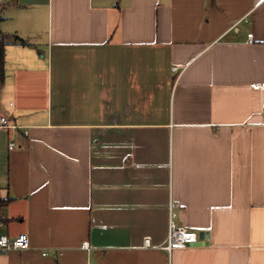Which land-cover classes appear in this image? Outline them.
<instances>
[{
	"label": "crops",
	"instance_id": "1",
	"mask_svg": "<svg viewBox=\"0 0 264 264\" xmlns=\"http://www.w3.org/2000/svg\"><path fill=\"white\" fill-rule=\"evenodd\" d=\"M0 16L27 43L4 50L0 235L30 241L0 264H264V0H2ZM171 203L204 240L168 254Z\"/></svg>",
	"mask_w": 264,
	"mask_h": 264
},
{
	"label": "built area",
	"instance_id": "2",
	"mask_svg": "<svg viewBox=\"0 0 264 264\" xmlns=\"http://www.w3.org/2000/svg\"><path fill=\"white\" fill-rule=\"evenodd\" d=\"M2 1V0H0ZM248 38L252 39V34L248 35ZM255 89H264V85H255ZM0 128H5L9 130H14L15 126L9 124L8 120L4 116H0ZM17 144L10 140L8 142V149H15ZM177 208V204L171 203L168 212V230L166 243L160 247L159 250L165 251L170 254L174 250L186 249L190 246L197 245L199 243L197 234L195 232L189 231L175 222L174 210ZM2 225V220L0 218V226ZM150 240L144 241V247H150ZM30 248V241L26 234H20L14 238H9L7 236L0 235V255H6L13 251H23ZM83 249H88V243L82 244ZM46 253H42V256H46Z\"/></svg>",
	"mask_w": 264,
	"mask_h": 264
},
{
	"label": "trees",
	"instance_id": "3",
	"mask_svg": "<svg viewBox=\"0 0 264 264\" xmlns=\"http://www.w3.org/2000/svg\"><path fill=\"white\" fill-rule=\"evenodd\" d=\"M1 20L2 17L0 16V21ZM11 44L25 45L27 43L16 35H6L0 31V87L4 79V50L7 45ZM7 202L8 201L0 200V207L4 206Z\"/></svg>",
	"mask_w": 264,
	"mask_h": 264
},
{
	"label": "water",
	"instance_id": "4",
	"mask_svg": "<svg viewBox=\"0 0 264 264\" xmlns=\"http://www.w3.org/2000/svg\"><path fill=\"white\" fill-rule=\"evenodd\" d=\"M206 239H207V235H206ZM198 240L199 241H203L204 240V232H201L198 236ZM203 244V243H200V245Z\"/></svg>",
	"mask_w": 264,
	"mask_h": 264
}]
</instances>
